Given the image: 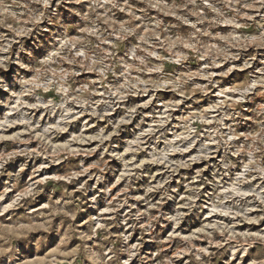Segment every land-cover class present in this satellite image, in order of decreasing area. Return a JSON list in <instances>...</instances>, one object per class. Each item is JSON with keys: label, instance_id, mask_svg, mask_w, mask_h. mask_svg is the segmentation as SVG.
<instances>
[{"label": "clouds", "instance_id": "clouds-1", "mask_svg": "<svg viewBox=\"0 0 264 264\" xmlns=\"http://www.w3.org/2000/svg\"><path fill=\"white\" fill-rule=\"evenodd\" d=\"M0 264H264V0H0Z\"/></svg>", "mask_w": 264, "mask_h": 264}]
</instances>
